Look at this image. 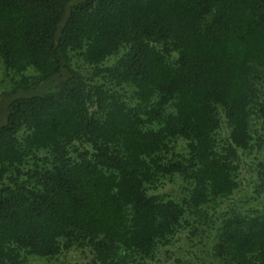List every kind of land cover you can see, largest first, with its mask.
Instances as JSON below:
<instances>
[{
	"label": "trees",
	"instance_id": "16d2710c",
	"mask_svg": "<svg viewBox=\"0 0 264 264\" xmlns=\"http://www.w3.org/2000/svg\"><path fill=\"white\" fill-rule=\"evenodd\" d=\"M1 73L0 264H264V0H0Z\"/></svg>",
	"mask_w": 264,
	"mask_h": 264
},
{
	"label": "rangeland",
	"instance_id": "374dc122",
	"mask_svg": "<svg viewBox=\"0 0 264 264\" xmlns=\"http://www.w3.org/2000/svg\"><path fill=\"white\" fill-rule=\"evenodd\" d=\"M2 74L3 73H1L0 76H2ZM3 77H4V75H3ZM6 82H7V80H5L4 84H2L0 82V89L2 87L6 86ZM171 248L173 249L174 253L172 254L171 250H169L168 253H170L171 256L173 255V256H178V257L182 258V260H183L182 263L188 262L187 264H206V262L201 260V257H202L201 250H198L197 248L195 249L197 258L193 257V255H191V253H189V254L187 253L186 250L190 251L191 249H193V247L190 246L188 242H185L182 240L176 241V242H174L173 245L169 246V249H171ZM197 250H198V252H197ZM164 255H165L164 251L159 253V255H158L159 261L162 260ZM192 259H193V262L189 263V261H191Z\"/></svg>",
	"mask_w": 264,
	"mask_h": 264
}]
</instances>
